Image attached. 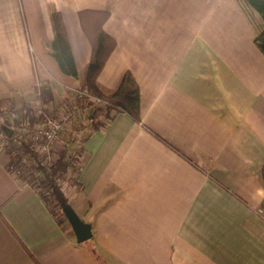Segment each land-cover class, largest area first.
I'll use <instances>...</instances> for the list:
<instances>
[{
    "label": "crops",
    "instance_id": "1",
    "mask_svg": "<svg viewBox=\"0 0 264 264\" xmlns=\"http://www.w3.org/2000/svg\"><path fill=\"white\" fill-rule=\"evenodd\" d=\"M82 9L108 11L115 46L98 82L130 72L140 121L119 112L104 132L69 135L81 189L68 174L62 187L91 225L82 242L0 157V264H264L262 18L245 0H0V98L18 107L40 82L59 107L84 83ZM54 12L75 77L50 52Z\"/></svg>",
    "mask_w": 264,
    "mask_h": 264
},
{
    "label": "trees",
    "instance_id": "2",
    "mask_svg": "<svg viewBox=\"0 0 264 264\" xmlns=\"http://www.w3.org/2000/svg\"><path fill=\"white\" fill-rule=\"evenodd\" d=\"M245 2L263 20L262 27L254 34V42L264 54V0H245ZM108 15L106 10L82 9L78 11L80 27L90 44V58L84 83L79 88L72 90V99L65 98L60 105L64 103L70 109L78 107L82 111L69 125L68 131L64 135L65 142L59 152L55 153L54 160L48 165H42L31 145L22 142L23 148L29 154L35 168L41 173V187L49 190V197L43 194V200L49 210L52 211V205L58 208L59 212L56 214L53 212V214L57 215V220L60 222H67L62 208L69 202L62 187L64 177L69 175V182L75 192L81 189L78 176L82 167L77 164L78 152H72L69 149V135L74 131L78 133L86 129L104 132L119 112H125L132 119L140 121L139 89L130 72L126 71L117 87L111 90H103L98 82V75L115 46L114 39L103 28ZM51 18L55 37L50 46V52L58 62L60 69L75 77L76 66L63 25L57 13H52ZM36 96L39 97L43 106L53 101L48 84L41 83ZM10 107H14L17 114V117L11 121L3 111L4 108ZM40 119L41 117L34 115L30 102L25 101L15 107L7 98H0V132L5 133L4 135L13 143L22 141L23 136L34 129ZM59 215L62 217L58 219ZM90 251L100 261L101 253L95 245L90 248Z\"/></svg>",
    "mask_w": 264,
    "mask_h": 264
},
{
    "label": "built area",
    "instance_id": "3",
    "mask_svg": "<svg viewBox=\"0 0 264 264\" xmlns=\"http://www.w3.org/2000/svg\"><path fill=\"white\" fill-rule=\"evenodd\" d=\"M39 86L40 82H36L30 89L34 93L30 106L34 115L41 117L39 123L27 135L23 136L22 141L16 143L10 141L6 135H0V157H5L6 169L15 179L36 188L38 194L43 198V194L49 197V190L41 187V173L35 168L29 154L24 150L22 142L31 145L42 165L50 164L55 157L54 148L57 139H60V136L68 131L69 125L79 114L78 111L81 112V109L78 107L70 109L64 103L55 107L52 101L43 106L36 96ZM69 98L72 99V96L70 95ZM3 111L10 121L17 117L14 107L4 108ZM51 212L56 214L59 210L52 205ZM256 212L264 217V204L258 206ZM61 217L59 215L58 219Z\"/></svg>",
    "mask_w": 264,
    "mask_h": 264
},
{
    "label": "water",
    "instance_id": "4",
    "mask_svg": "<svg viewBox=\"0 0 264 264\" xmlns=\"http://www.w3.org/2000/svg\"><path fill=\"white\" fill-rule=\"evenodd\" d=\"M62 211L78 242L85 241L91 237L92 232L90 223L83 221L69 204H66L62 208Z\"/></svg>",
    "mask_w": 264,
    "mask_h": 264
},
{
    "label": "rangeland",
    "instance_id": "5",
    "mask_svg": "<svg viewBox=\"0 0 264 264\" xmlns=\"http://www.w3.org/2000/svg\"><path fill=\"white\" fill-rule=\"evenodd\" d=\"M41 84V83H40ZM77 89V88H76ZM32 92V91H31ZM33 93V92H32ZM69 94H72L71 92L69 93ZM33 97H34V93H33ZM37 98H39V97H37ZM40 100V99H39ZM41 102V101H40ZM82 111V110H81ZM78 113H79V111H78ZM66 134V133H65ZM65 134H63V135H61L60 136V139H62V138H64V135ZM60 139H57V141H56V144H58L59 145V149H61V147H62V143H61V140ZM60 145H61V147H60ZM58 206V205H57ZM55 215V214H54Z\"/></svg>",
    "mask_w": 264,
    "mask_h": 264
}]
</instances>
